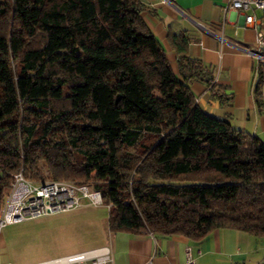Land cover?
<instances>
[{
  "label": "trees",
  "instance_id": "trees-1",
  "mask_svg": "<svg viewBox=\"0 0 264 264\" xmlns=\"http://www.w3.org/2000/svg\"><path fill=\"white\" fill-rule=\"evenodd\" d=\"M144 9L0 0V207L20 169L44 179L42 162L53 180L91 181L111 233L264 237V142L196 103L188 83L213 89L212 67L181 33L174 73Z\"/></svg>",
  "mask_w": 264,
  "mask_h": 264
},
{
  "label": "crops",
  "instance_id": "crops-1",
  "mask_svg": "<svg viewBox=\"0 0 264 264\" xmlns=\"http://www.w3.org/2000/svg\"><path fill=\"white\" fill-rule=\"evenodd\" d=\"M137 1L144 5L141 16L174 73H178L177 53L170 37L181 33L188 37L187 55L212 67L213 89L198 80L188 83L196 103L264 142V58L251 54L252 50L258 53L256 30L245 25L244 13L230 8L228 0ZM259 74L261 108L254 99ZM5 228L0 232V264H26L14 261ZM102 246L110 248L112 264H190L187 252L191 264H264V237L234 229H215L200 241L180 235L117 232ZM52 260L30 264H52Z\"/></svg>",
  "mask_w": 264,
  "mask_h": 264
},
{
  "label": "rangeland",
  "instance_id": "rangeland-1",
  "mask_svg": "<svg viewBox=\"0 0 264 264\" xmlns=\"http://www.w3.org/2000/svg\"><path fill=\"white\" fill-rule=\"evenodd\" d=\"M39 166L44 176L41 181L53 180L48 177L42 162ZM57 182L76 189V206L68 211L52 212L8 225L5 231L11 236L10 251L14 261L26 264L41 262L108 243L112 233L107 226V205L98 204L97 196L87 198L82 194L84 190L81 187H85L88 193L95 192L91 181L84 185L71 179Z\"/></svg>",
  "mask_w": 264,
  "mask_h": 264
},
{
  "label": "built area",
  "instance_id": "built-area-1",
  "mask_svg": "<svg viewBox=\"0 0 264 264\" xmlns=\"http://www.w3.org/2000/svg\"><path fill=\"white\" fill-rule=\"evenodd\" d=\"M230 8L244 13V22L248 27L256 30L255 49L258 53L253 55L259 59L264 58V0H228ZM255 12H258L257 16ZM252 54V53H251ZM83 196H97L96 202L102 204L98 192L88 193L85 187ZM76 189L71 185L47 180L33 182L24 177L21 169L13 175L8 193L0 207V232L8 225L23 222L58 211H68L77 204L75 198ZM92 199V198H91ZM97 204V205H98ZM110 204H107V208ZM188 263H192L187 252ZM52 264H112L111 251L108 246H100L93 249L69 254L56 258ZM145 264H152L147 262Z\"/></svg>",
  "mask_w": 264,
  "mask_h": 264
},
{
  "label": "water",
  "instance_id": "water-1",
  "mask_svg": "<svg viewBox=\"0 0 264 264\" xmlns=\"http://www.w3.org/2000/svg\"><path fill=\"white\" fill-rule=\"evenodd\" d=\"M251 53L254 54V53H256V52L252 50Z\"/></svg>",
  "mask_w": 264,
  "mask_h": 264
}]
</instances>
